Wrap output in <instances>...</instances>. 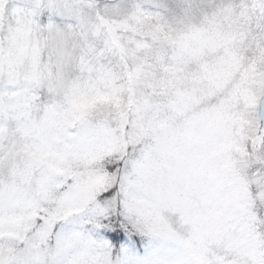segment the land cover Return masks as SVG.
<instances>
[{"label": "snow or ice", "instance_id": "1", "mask_svg": "<svg viewBox=\"0 0 264 264\" xmlns=\"http://www.w3.org/2000/svg\"><path fill=\"white\" fill-rule=\"evenodd\" d=\"M0 264H264V0H0Z\"/></svg>", "mask_w": 264, "mask_h": 264}]
</instances>
